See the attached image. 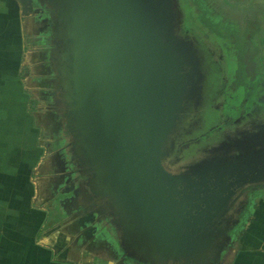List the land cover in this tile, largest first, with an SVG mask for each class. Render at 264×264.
Instances as JSON below:
<instances>
[{"label": "water", "instance_id": "95a60500", "mask_svg": "<svg viewBox=\"0 0 264 264\" xmlns=\"http://www.w3.org/2000/svg\"><path fill=\"white\" fill-rule=\"evenodd\" d=\"M18 1L42 31L57 29L75 149L85 151L92 187L113 209L125 254L145 264L216 260L230 240L218 226L230 225L225 216L238 190L264 183V124L182 171L166 168L204 91L199 52L177 35L176 1Z\"/></svg>", "mask_w": 264, "mask_h": 264}, {"label": "rangeland", "instance_id": "374dc122", "mask_svg": "<svg viewBox=\"0 0 264 264\" xmlns=\"http://www.w3.org/2000/svg\"><path fill=\"white\" fill-rule=\"evenodd\" d=\"M175 1L177 4V0ZM185 5L190 13L185 9ZM185 5L183 16L188 15L190 20L187 21L189 26L183 35L190 36L193 33L197 37V47L195 48L203 59V73H205V69L209 70V66L212 69L208 74V81L213 86L209 89L210 94L205 95L204 89L203 99H201L202 122L207 124L206 129L208 126L210 127L211 123L222 125V122L228 120V116L235 119L241 108L254 111V114L251 115L254 120H264V0H185ZM32 18L27 17V23L31 20L30 25L34 26L37 20ZM180 19L178 11V28ZM40 29H33L32 34L28 37L32 60L34 57L35 60H33L32 66L25 67L23 72V75L26 76L28 72L32 71L33 77L28 81L33 94L31 109L34 111L37 124H40L42 128L40 144L45 148L47 155L45 164L37 170L38 173L34 176L37 203L49 210L51 217L56 214V221L50 225L55 224L77 238H79L77 233L79 230H91L93 226H97L98 230L101 223L103 226H111L113 232L116 229L115 232L120 237L113 209L107 202V198L103 197L99 190L93 189L92 183L96 174L92 171L91 166L86 165L88 157L85 156V151L81 155L77 153L75 149L77 137L75 140V137L71 136L70 121L66 124L68 113L63 110L68 111L69 106L63 98L64 91L61 89L58 72L59 60L56 57V51L61 45L57 40L54 42L49 40V42L43 39L46 34L54 31L55 27L51 26L44 29L43 32H40ZM177 35L179 34L177 33ZM211 94L212 98L210 99ZM228 96L230 97L229 101L226 99ZM70 114L73 116L72 111ZM250 121L251 119L246 115L236 128ZM75 123L77 124L76 120ZM228 127H230L229 132L236 131L231 125ZM206 129L201 127L189 134L185 140H189L190 149L205 145V142L201 141H206L202 137ZM209 142L211 139L208 140ZM180 150L183 156L182 161H187L190 156L189 149L180 146ZM176 154L179 153L176 152ZM69 171L72 173H68ZM72 182L75 183L73 185L76 187L75 190L72 186L70 188ZM71 189L78 195V200L69 205L70 198L68 200L64 197L71 193ZM87 198H91V200ZM94 198L101 204V210L97 207L95 211L88 214V209L85 208L88 203L83 206L81 202L90 203ZM260 199H264V188L254 191L248 207L250 212L248 211V214L244 215L245 219L251 214L253 203L255 204ZM75 215L81 216L82 220L75 221ZM104 220L105 222H103ZM243 222L245 223L246 220ZM224 223L225 221L218 228H225ZM116 240L115 245L121 246L119 243L121 240L119 239V242L118 239ZM96 242L89 245L80 239L79 243L81 249L95 250L97 255H103L104 252L106 257L115 258L108 252L107 247L101 250L99 242ZM73 244L75 245L76 241ZM105 244L107 243L105 242ZM116 251L119 257L124 256V260L132 259L124 252L122 253V250L116 248ZM69 258L70 261H76V258ZM78 260L83 262L87 259L81 253ZM211 261L218 262L215 259H211Z\"/></svg>", "mask_w": 264, "mask_h": 264}, {"label": "crops", "instance_id": "0c3cea01", "mask_svg": "<svg viewBox=\"0 0 264 264\" xmlns=\"http://www.w3.org/2000/svg\"><path fill=\"white\" fill-rule=\"evenodd\" d=\"M36 20V26L30 25L31 20L27 23L18 0H0V264H145L124 260L101 242V250L107 247L114 259L103 251L97 255L95 250L81 249L80 239L89 245L97 241L85 235L89 229L77 232L80 239L68 234L50 225L56 214L51 217L37 203L34 176L47 155L40 144L42 128L31 109L33 94L28 81L32 71L23 75L35 60L28 37L33 29L42 28V21ZM56 30L43 39L57 40ZM252 206L243 226L227 233L230 240L220 248L218 262L209 264H264V199ZM74 218L79 221V216ZM79 251L86 261L79 262Z\"/></svg>", "mask_w": 264, "mask_h": 264}, {"label": "flooded vegetation", "instance_id": "af4514ba", "mask_svg": "<svg viewBox=\"0 0 264 264\" xmlns=\"http://www.w3.org/2000/svg\"><path fill=\"white\" fill-rule=\"evenodd\" d=\"M184 5H185V0H177V8L179 11V15H180V22H179V28H178V34L186 39L187 41L191 42L194 44L195 47L196 46V41L197 37L194 36L193 33H191L190 36H184V31H186V28H188L189 25H187V21L190 20V17H188V15H186L185 17L183 16V12L184 10ZM185 9L189 12V9L186 7L185 5ZM190 13V12H189ZM182 14V15H181ZM188 17V18H187ZM44 18V16L42 17V19ZM185 19H186V23H185ZM189 32V31H188ZM203 61V59H202ZM213 66V65H212ZM205 69V73H204V78H203V87L205 89V95H207V93L210 94V88H212L211 86H213L211 84L210 81H208V74L210 73L211 66H209V70ZM207 89V91H206ZM212 94L210 95V99ZM209 97V96H208ZM232 98V97H231ZM203 99V97H202ZM207 99V98H205ZM227 101H229L230 97L228 96ZM205 101V100H203ZM204 103V102H203ZM66 105V104H65ZM63 108V107H62ZM193 109V111L188 115V118H185L186 124H184L182 130L177 134L176 138H175V150L168 156L165 158L164 160V165L166 166V168L170 171L173 172H178V171H182L184 169V167H186L189 164H192L194 162H197L203 158H205L206 156H208L209 151L214 148V147H219L221 146L223 143L225 142H231L232 139L235 138H242L246 133H250V132H255L260 125L264 124V120H254L251 115L254 114L251 110L249 109H239L240 114L234 119L233 117H227V121H225L224 123L222 122L219 126L218 124L213 125L212 123L210 124V127L208 126V128L206 129V125L202 122V116H203V109H201V102L199 106H196L195 104L191 107ZM65 113H68V118L66 117V124L68 123V121H70L71 123V133H72V137H76L78 139V128H77V124L75 123V120L72 116V114H70V111L64 109L63 110ZM250 112H252L250 114ZM247 115V117H249V119H251V121L247 124H242L241 127L236 128V126L240 125L242 123V121L245 119V116ZM196 116V117H195ZM195 117V119H193ZM184 121V122H185ZM218 122V121H217ZM229 125H231L232 128H234V130H236L235 132L231 133L229 132ZM212 126V127H211ZM204 127L205 132L204 134H202V137L204 138V140L206 141H201V142H205V145H201L200 148H192L190 149L188 143L189 140H185L187 137H189V134L192 133L195 129ZM231 133V134H230ZM211 139V142L208 143V140ZM180 146L181 147H186V149H189L190 152V156L189 159L187 161H182V152L180 150ZM179 148V149H178ZM179 150V151H178ZM179 153V154H176ZM68 173H72L71 171H69ZM64 177V176H63ZM69 178V177H68ZM67 178V179H68ZM73 183V184H72ZM70 185V188L72 186V188H75L73 185L75 184L74 182H72ZM261 188H264V183H254V184H247L245 186H243L242 188H240V190H238L237 195L235 197V202L234 204L231 206V208L228 211V214L225 216V219L227 221H229L230 225L227 226L228 224H226V222L224 223L225 227L227 228V233H233L234 231H238L240 229V226H243V221L247 220L245 219V214H248V211L250 212V208H248L250 205V201H251V196L254 194L255 190H260ZM73 189H71V193L64 197L65 199L70 198V200L68 201V204L71 205L74 204V202L76 200H78V195H76V192ZM249 196V197H248ZM88 200H91V198H87ZM98 200L96 198H94V200H92L90 203L89 202H81V205H85V203L87 205H85V208L88 209L87 213L90 214L91 211H95L96 208L98 207L101 210V204L97 202ZM67 202V200H66ZM103 206V205H102ZM249 209V210H248ZM104 212V210H103ZM78 216V215H77ZM250 216V214H249ZM247 216V217H249ZM79 216V218L82 220V217ZM245 219V220H244ZM79 222V221H77ZM105 222V220L103 221ZM99 223V222H97ZM100 224V223H99ZM106 224V223H105ZM97 226H93L91 228V230L85 232V235L88 236L90 235L91 237H95V239L98 242L103 243H107L106 246L111 250V251H116V248H118L120 251L122 249L121 246L115 245L118 239V242L121 240L119 235L115 232H113L112 227H107L106 225H102L99 229H104L106 231H102V230H97ZM120 239V240H119ZM122 241V240H121ZM120 244L122 242H119ZM117 252V251H116Z\"/></svg>", "mask_w": 264, "mask_h": 264}, {"label": "trees", "instance_id": "16d2710c", "mask_svg": "<svg viewBox=\"0 0 264 264\" xmlns=\"http://www.w3.org/2000/svg\"><path fill=\"white\" fill-rule=\"evenodd\" d=\"M246 109H247V108H246ZM239 114H240V112H239ZM239 114H238V115H239ZM238 115H237V116H238Z\"/></svg>", "mask_w": 264, "mask_h": 264}, {"label": "bare ground", "instance_id": "6f19581e", "mask_svg": "<svg viewBox=\"0 0 264 264\" xmlns=\"http://www.w3.org/2000/svg\"><path fill=\"white\" fill-rule=\"evenodd\" d=\"M103 169H105V168H103Z\"/></svg>", "mask_w": 264, "mask_h": 264}]
</instances>
